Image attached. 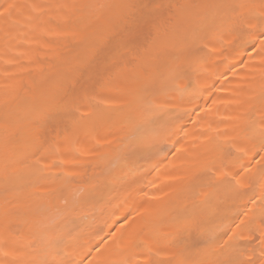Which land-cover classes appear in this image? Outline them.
Here are the masks:
<instances>
[{"label":"bare ground","instance_id":"6f19581e","mask_svg":"<svg viewBox=\"0 0 264 264\" xmlns=\"http://www.w3.org/2000/svg\"><path fill=\"white\" fill-rule=\"evenodd\" d=\"M0 13V264H264V0Z\"/></svg>","mask_w":264,"mask_h":264},{"label":"rangeland","instance_id":"374dc122","mask_svg":"<svg viewBox=\"0 0 264 264\" xmlns=\"http://www.w3.org/2000/svg\"><path fill=\"white\" fill-rule=\"evenodd\" d=\"M190 225H191V224H190ZM190 225H189V226H190ZM186 228L188 229V227H186ZM190 231H191V230H190ZM186 233H187V232H186ZM182 235H183V234H182ZM197 243L200 244V243H202V242H197ZM245 244H246V243H245ZM248 244H249V243H248ZM246 245H247V244H246ZM248 247H249V246H248Z\"/></svg>","mask_w":264,"mask_h":264},{"label":"snow or ice","instance_id":"6c2138e0","mask_svg":"<svg viewBox=\"0 0 264 264\" xmlns=\"http://www.w3.org/2000/svg\"><path fill=\"white\" fill-rule=\"evenodd\" d=\"M0 14H2V13H0ZM262 151H264V149H262Z\"/></svg>","mask_w":264,"mask_h":264}]
</instances>
